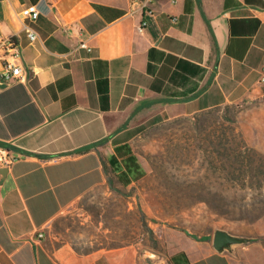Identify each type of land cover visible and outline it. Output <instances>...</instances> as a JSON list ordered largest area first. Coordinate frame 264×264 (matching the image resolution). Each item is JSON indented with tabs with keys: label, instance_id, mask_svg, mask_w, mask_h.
Instances as JSON below:
<instances>
[{
	"label": "crops",
	"instance_id": "obj_1",
	"mask_svg": "<svg viewBox=\"0 0 264 264\" xmlns=\"http://www.w3.org/2000/svg\"><path fill=\"white\" fill-rule=\"evenodd\" d=\"M32 2L30 41L19 10ZM0 33L24 71L0 85V145L15 158L0 166V264H234L211 238L156 231V245L81 250L55 226L88 193L116 187L110 177L131 185L145 121L228 104L264 111V0H0Z\"/></svg>",
	"mask_w": 264,
	"mask_h": 264
},
{
	"label": "rangeland",
	"instance_id": "obj_2",
	"mask_svg": "<svg viewBox=\"0 0 264 264\" xmlns=\"http://www.w3.org/2000/svg\"><path fill=\"white\" fill-rule=\"evenodd\" d=\"M262 118L259 106L243 103L145 121L133 142L140 171L131 185L114 180L116 187L88 193L60 215L56 232L87 250L152 243L156 231L209 240L224 227L251 238L234 246V264H262L255 261L264 253ZM240 153L251 161L248 175L237 169ZM166 241L159 251L167 254Z\"/></svg>",
	"mask_w": 264,
	"mask_h": 264
},
{
	"label": "built area",
	"instance_id": "obj_3",
	"mask_svg": "<svg viewBox=\"0 0 264 264\" xmlns=\"http://www.w3.org/2000/svg\"><path fill=\"white\" fill-rule=\"evenodd\" d=\"M39 15L40 6L36 2L25 4L19 10L21 28L30 41L37 38V31L34 24ZM145 24L146 21L142 20L136 26V30L142 32ZM80 46L88 48L83 41H80ZM0 60L3 66V69L0 72V85L23 78L24 71L21 63L20 47L15 41L13 35L4 36L0 33ZM259 83L264 85V67L261 71ZM14 161L15 158L10 155L8 148L0 145V166H9Z\"/></svg>",
	"mask_w": 264,
	"mask_h": 264
},
{
	"label": "water",
	"instance_id": "obj_4",
	"mask_svg": "<svg viewBox=\"0 0 264 264\" xmlns=\"http://www.w3.org/2000/svg\"><path fill=\"white\" fill-rule=\"evenodd\" d=\"M251 238L247 235L230 232L224 227H216L211 237V245L217 252L234 253V246L249 242Z\"/></svg>",
	"mask_w": 264,
	"mask_h": 264
},
{
	"label": "trees",
	"instance_id": "obj_5",
	"mask_svg": "<svg viewBox=\"0 0 264 264\" xmlns=\"http://www.w3.org/2000/svg\"><path fill=\"white\" fill-rule=\"evenodd\" d=\"M246 146V145H245ZM251 151H253V152H255V154H257L259 157H262V154H260L259 152H257L255 149H252L251 148ZM238 155H240V157H241V163L242 164H244V166H239L237 169H238V171H242V172H244V173H246L247 175L249 174V173H251V161L250 160H248V158H247V155L246 154H238ZM243 167V168H242ZM134 171H135V168H134ZM133 176H136L134 173H133ZM117 178L121 181V180H123V178H122V176L121 175H117ZM109 182L110 183H112L113 181H112V179H111V177L109 178ZM154 242V244L156 245V242L155 241H153Z\"/></svg>",
	"mask_w": 264,
	"mask_h": 264
}]
</instances>
